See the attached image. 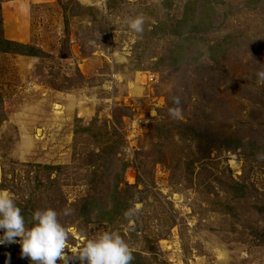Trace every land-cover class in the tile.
I'll use <instances>...</instances> for the list:
<instances>
[{
    "label": "rangeland",
    "instance_id": "374dc122",
    "mask_svg": "<svg viewBox=\"0 0 264 264\" xmlns=\"http://www.w3.org/2000/svg\"><path fill=\"white\" fill-rule=\"evenodd\" d=\"M0 37L38 53L0 49V190L29 227L52 208L74 251L115 231L132 264H264V0H0Z\"/></svg>",
    "mask_w": 264,
    "mask_h": 264
},
{
    "label": "clouds",
    "instance_id": "9594fccd",
    "mask_svg": "<svg viewBox=\"0 0 264 264\" xmlns=\"http://www.w3.org/2000/svg\"><path fill=\"white\" fill-rule=\"evenodd\" d=\"M127 24L131 31L142 34L145 18L137 15L129 18ZM257 75L264 82V71ZM173 104L177 107L170 108L169 114L179 119L182 116L179 97L173 99ZM63 214L70 212L66 209ZM58 215L52 208L38 209L33 212L29 227L14 196L0 190V245L18 242L21 258H28L31 264H132L134 256L128 243L115 231L99 232L78 250L69 248V231ZM9 261L10 254L6 264Z\"/></svg>",
    "mask_w": 264,
    "mask_h": 264
},
{
    "label": "trees",
    "instance_id": "16d2710c",
    "mask_svg": "<svg viewBox=\"0 0 264 264\" xmlns=\"http://www.w3.org/2000/svg\"><path fill=\"white\" fill-rule=\"evenodd\" d=\"M0 49L4 51H15L18 53H25L26 55H37L38 53L31 47H26L21 43H16L10 40H2L0 37Z\"/></svg>",
    "mask_w": 264,
    "mask_h": 264
},
{
    "label": "crops",
    "instance_id": "0c3cea01",
    "mask_svg": "<svg viewBox=\"0 0 264 264\" xmlns=\"http://www.w3.org/2000/svg\"><path fill=\"white\" fill-rule=\"evenodd\" d=\"M8 39H9V38H8ZM9 40L13 41L14 39H9ZM14 41H15V40H14ZM15 42H16V43H21V42H19V41H17V40H16Z\"/></svg>",
    "mask_w": 264,
    "mask_h": 264
}]
</instances>
